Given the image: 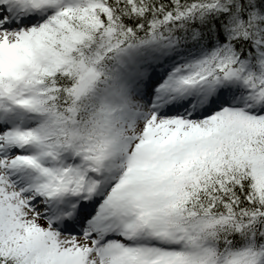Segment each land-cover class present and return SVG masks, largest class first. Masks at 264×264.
I'll use <instances>...</instances> for the list:
<instances>
[{"label": "snow or ice", "instance_id": "6c2138e0", "mask_svg": "<svg viewBox=\"0 0 264 264\" xmlns=\"http://www.w3.org/2000/svg\"><path fill=\"white\" fill-rule=\"evenodd\" d=\"M0 264H264V0H0Z\"/></svg>", "mask_w": 264, "mask_h": 264}]
</instances>
